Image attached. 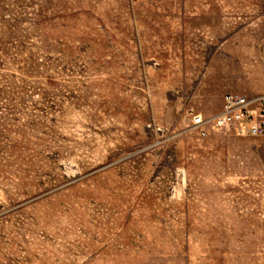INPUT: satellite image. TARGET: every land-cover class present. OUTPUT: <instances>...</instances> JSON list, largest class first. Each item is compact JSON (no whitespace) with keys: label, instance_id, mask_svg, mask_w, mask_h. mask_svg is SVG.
Listing matches in <instances>:
<instances>
[{"label":"rangeland","instance_id":"obj_1","mask_svg":"<svg viewBox=\"0 0 264 264\" xmlns=\"http://www.w3.org/2000/svg\"><path fill=\"white\" fill-rule=\"evenodd\" d=\"M264 0H0V264H264Z\"/></svg>","mask_w":264,"mask_h":264},{"label":"built area","instance_id":"obj_2","mask_svg":"<svg viewBox=\"0 0 264 264\" xmlns=\"http://www.w3.org/2000/svg\"><path fill=\"white\" fill-rule=\"evenodd\" d=\"M193 126L206 135L205 124L211 129L229 128L243 136L264 137V95L247 96L228 93L222 109L209 119L195 114Z\"/></svg>","mask_w":264,"mask_h":264}]
</instances>
